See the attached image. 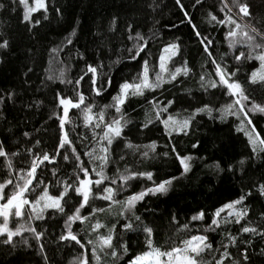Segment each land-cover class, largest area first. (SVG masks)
I'll return each mask as SVG.
<instances>
[{
	"label": "trees",
	"instance_id": "16d2710c",
	"mask_svg": "<svg viewBox=\"0 0 264 264\" xmlns=\"http://www.w3.org/2000/svg\"><path fill=\"white\" fill-rule=\"evenodd\" d=\"M193 2L194 0H181L185 10L192 17L193 23L198 26L203 35L212 39L213 44L210 50L213 55L219 62L221 56L227 53L225 61L230 67H236L237 64L232 59L233 52L247 51V48L237 45L235 49L230 50L228 40L225 38L227 28L214 26L207 21L208 11H213L222 18V14L218 13L219 0H204L203 6L196 8L192 7ZM247 2L250 4L252 13L250 23L264 31V0H247ZM0 3L5 4V8L0 9V34H3L11 43L10 49L0 55V91H14L17 95L15 103L9 101L6 105H0L7 115L6 122L0 121V139L5 140L12 150H16L15 146L24 140L22 133L27 131L31 134V143L27 144V147H32L35 140L39 139L41 144L36 146L34 151L40 149L51 151L59 135L58 121L55 117L49 119L52 112L56 111L53 103L54 95L56 92L72 95L73 86L60 83L59 77L62 70L66 79L74 80L82 74L85 62L94 66L99 65L98 83L110 78L111 86L105 85L102 95L95 96L88 89L86 77L82 88L88 98L87 102L95 105L93 111L99 112L105 105L113 104L112 97L118 93L121 83L125 80L133 81V78L141 71V63L147 53H150V65L158 71V58L164 45L179 37L181 55L175 58L176 66L187 60L188 66L192 69L190 75L180 76L177 81L165 84L154 92L146 90L143 96H129L122 106L126 119L131 121L124 129L126 137L133 144L141 146L153 140L156 141V153L150 152V159H142L140 151H143V148L132 152L124 149L122 142L114 141L109 154L112 162L106 168L107 175L112 176L118 168L123 171L127 166L130 169L152 171L154 180L157 182L170 176L180 177L173 182L166 194L148 195L135 208L136 214L153 228L154 243L162 250L170 248L174 242L179 245L182 239L191 234H201L202 227L210 222L211 213L216 208L236 199L242 190L248 191L255 182H264V158L247 159L251 154V146L244 132L237 131L240 121L235 116H227L222 120L217 111L213 112L212 118L201 114L193 121L187 135L173 134L171 137L165 135L163 126L159 122L149 125L147 129L139 127L146 120L145 113L150 108L147 102L154 98L161 104L174 100L170 113L178 119L187 116L192 109L204 101H210L215 108L230 102L227 96L221 95L219 89L211 90L212 94H209L200 87L199 76L202 73L212 72L213 67L210 63H206V54L193 35L192 27L188 24L176 0H47L48 19L44 20L41 12L34 13V18L41 20V24L33 27L31 31H29L30 26L26 27L22 20L23 7L18 4V0L15 4L13 0H0ZM56 8L61 10L60 15L56 13ZM235 11L233 9V12ZM113 17L117 18L115 31L109 32V22ZM241 23L245 21L242 20ZM128 24L133 25L130 32L132 40L128 38ZM73 28L76 29V34L71 37L72 43L68 44L65 38L69 36ZM136 32L141 33L148 41L147 53H141L136 60H130L126 49L132 48L137 43ZM237 39L240 38L237 37ZM257 40L264 43L259 41V38ZM52 49L57 51L53 52ZM78 53L83 54L85 60H81ZM258 64L256 60L241 62L238 65L240 67L238 78L245 83L251 100L264 104V87L248 85L245 82L246 74L258 67ZM201 65H204V68ZM167 67L170 70L174 69L172 62H168ZM29 68L32 69L31 72H28ZM150 75L154 74L150 73ZM49 76L53 79L49 80ZM34 100H40L43 103L39 108L26 107ZM115 115L114 109H107L106 119L110 120ZM250 115L257 132L264 137V114ZM70 117L72 123L66 124L65 131L68 132L78 153L82 154L92 147H96L98 151L99 146L95 141L81 139L83 136L91 138L92 128L84 127L80 111L70 110ZM244 127L245 130L249 128L247 125ZM96 132L99 133L101 130L96 129ZM193 144L197 147L193 148ZM173 145L182 155L193 157L191 170L184 176L180 175L179 163L171 153L166 158L161 155L163 152L170 151ZM20 152L21 159L14 158V164H20L25 156L23 147L20 148ZM122 154L125 155L124 161L119 160ZM81 158L86 163L89 159L87 156ZM240 159L246 161L245 171H241V166L238 164ZM57 160V167L70 175L73 170L72 162H65L59 156ZM214 161L221 162L224 167L232 164L236 168L235 175L226 171L217 173L212 167ZM52 167L53 165H48V169ZM6 174L7 170L0 163V179ZM41 178L44 176L41 175ZM51 179L49 173L45 182ZM146 186H151V182L133 180L126 191L118 194L117 199L122 200L132 192H139ZM252 190L255 192V188ZM29 198L34 197L29 196ZM93 203L97 207L106 208L104 213L98 214L102 223L110 227L116 222L119 206L114 205L109 212L106 207L107 202L93 201ZM245 204L251 210L248 217L240 224L222 225L217 232L208 233V236L214 246L222 242L228 243L226 236L229 232L237 236L238 241L251 240V245H248L251 264H264V256L259 255L260 249L264 248V240L259 236L240 233L243 225L264 229V219H261L260 215L264 212V199L253 195L245 201ZM201 209L208 214L205 221L189 223L190 231L178 230ZM45 216L46 219L43 221L33 218L30 222L27 216L13 217L10 227H15L17 223H23L27 227L28 223H31L33 227H37L38 231L43 230L45 235L41 242L47 253L49 264H70V261L81 251L79 246L74 242H57L56 237L62 231L63 220L59 216L51 218L50 212L45 213ZM173 216L176 218L175 221L172 219ZM73 228L81 238L95 240V235L91 237L87 235V225L81 226L77 222ZM99 232L106 234V229H100ZM22 235L28 239L31 247H25L20 236L14 237L16 242L14 252L0 243V264H43L41 257L37 254L39 249L32 234L24 232ZM3 239L4 237H0V241ZM121 239L129 244V255L121 261V264H127L131 255L144 248V234L142 232L121 233L118 226L113 243L117 244ZM238 246L244 245L238 244ZM230 251L233 256L237 255V248H230ZM103 264H113V262L111 258L105 257Z\"/></svg>",
	"mask_w": 264,
	"mask_h": 264
},
{
	"label": "snow or ice",
	"instance_id": "6c2138e0",
	"mask_svg": "<svg viewBox=\"0 0 264 264\" xmlns=\"http://www.w3.org/2000/svg\"><path fill=\"white\" fill-rule=\"evenodd\" d=\"M13 3L15 4L16 0H13ZM176 3L187 18L188 24L191 25L197 42L202 46L207 57L206 63H210L213 67L212 72L202 73L199 76L200 87L209 94H212L211 90L219 89L221 95L227 96L230 102L224 103L220 108H215L210 101H204L192 109L187 116L178 119L170 113V108L175 103L174 100H168L161 104L154 98L147 102L150 108L145 113L146 120L139 127L147 129L149 125L159 122L163 126L165 135L169 137L173 134L187 135L198 115L206 114L212 118L213 112L217 111L222 120L227 116H235L240 121L237 131L244 132L248 144L251 146V154L247 159L264 158V137L257 132L250 115L264 114V104L251 100L246 91L245 83H242L238 78L240 72L238 65L243 61L256 60L259 62L258 67L246 74L245 82L248 85L264 87V43L257 40L259 38V41H264V31L250 23L252 18L250 4L247 0H231L230 3L229 0H219L218 13L222 14V18L213 11L207 12L209 24L227 28L225 38L228 40L230 50L235 49L237 45L247 48V51L233 52L232 59L237 66L230 67L225 61L227 53L223 54L218 62L210 50L213 44L212 39L203 35L198 26L193 23L192 17L185 10L181 0H176ZM203 3L204 0H194L192 7L203 6ZM18 4L23 7L22 20L26 27L30 26L29 31L41 24V20L34 18V13L41 12L43 19H48L47 0H32L31 5L29 0H18ZM3 8H5V4L0 3V9ZM233 9L236 11L233 12ZM55 11L58 15L61 14L59 8H56ZM242 20L245 23L242 24ZM116 23L117 18L113 17L109 22V32L115 31ZM132 28V24L127 25L129 40L133 39L130 34ZM75 34L76 29L73 28L69 36L65 38L68 44L72 43L71 37ZM135 40L137 43L132 48L126 49L130 60H136L137 57L141 56V53H147L148 41L141 33L136 32ZM139 41H143V43H139ZM178 41L179 37L164 45L158 58V71L150 65V53H147L142 60L141 71L133 78V81L125 80L121 83L118 93L112 97L113 104L105 105L100 108L99 112L93 111L95 105L87 102L88 98L82 91L86 77L88 89L95 96L102 95L105 85L111 86L110 78L98 83L99 65L94 66L85 62V69L82 74L74 80L66 79L62 70L59 77L60 83L72 85V95L64 92H56L54 95L53 103L56 111L52 112L49 119L55 117L58 121L59 135L51 151L44 149L34 151V148L41 144L39 139L35 140L32 147H27V144L31 143V134L27 131L22 133L24 140L15 146L16 150H12V147L5 140L0 139V163L7 170L6 176L0 179V218H2L0 237H4L0 243L8 246L14 252L16 248L14 237L20 236L24 246L31 247L28 239L22 235L24 232L31 233L37 242L39 249L37 254L41 257L43 264H49L47 253L41 242L45 232L43 230L38 231L37 227H33L31 223H28L27 227L23 223H17L15 227H10L9 224L12 216L15 218L27 216L29 222L33 218L43 221L46 219L45 213L50 212L51 218L59 216L63 220L62 231L56 237L57 242H74L81 250L70 261V264H103L105 257L111 258L113 264H121V261L129 255V244L123 239L117 244L113 243L118 226L121 233L142 232L144 234V248L131 255L127 264H251L248 251L251 240L238 241L237 236L229 232L226 236L228 243L222 242L220 245L214 246L208 233L217 232L225 224H240L243 219L248 217L251 209L245 204V201L253 195H258L264 199V182H255L248 191L242 190L236 199L216 208L211 213L210 222L203 228V234H191L182 239L179 245L174 242L173 246L162 250L154 243L153 228L145 223L140 215L136 214L135 208L148 195L166 194L173 182L180 177L170 176L157 182L154 180L152 171L130 169L127 166L124 167L123 171L118 168L112 176L106 173L107 166L112 162L109 154L114 141L122 142L124 149L132 152L140 151L143 148L144 150L140 151L142 159H150V152L156 153V141L153 140L151 143L141 146L133 144L126 137L124 129L131 121L126 119V114L122 112V106L127 102L129 96H143L146 90L154 92L161 89L165 84L177 81L180 76L187 77L190 75L192 69L188 66L187 60L176 66L175 58L181 55V47ZM10 47V40L0 34V50H2L0 55H3V52L9 50ZM52 51L55 52L57 49H52ZM78 55L81 60H85L83 54L78 53ZM168 62L173 63L174 69L170 70L167 67ZM201 67L204 68V65ZM31 71L32 69L29 68L28 72ZM150 73L154 75H150ZM48 79L51 80L53 77L49 76ZM16 99L17 95L14 91H0V105H6L9 101L15 103ZM42 103L43 101L34 100L26 107L35 106L39 108ZM109 108L114 109L116 114L110 120L106 119V112ZM72 109L80 111L85 128H92L91 138L83 136L81 139L95 141L96 145L99 146L98 151L96 147H92L81 154L73 146V141L69 138L68 132L65 131L66 124L72 123L70 117V110ZM0 121H7V115L2 108H0ZM245 125L249 126L248 130H245ZM96 129H100L101 132H96ZM21 147L24 149L25 156L20 164H14V158L21 159ZM192 147L196 148L197 145L193 144ZM170 153L179 163L180 175H186L191 170L193 157L182 155L174 145L170 147V151L163 152L161 155L166 158ZM58 156L65 162H72L73 170L70 175L57 167ZM82 156L89 158L87 163L81 158ZM119 160L124 161L125 155H120ZM245 163V159L238 161L241 171H245ZM48 165H53V167L48 169ZM89 165L91 166L89 167ZM212 167L217 173L226 171L235 175L236 172V168L232 164L224 167L219 161H214ZM49 173L52 179L46 183L45 180ZM41 175L44 178H41ZM133 180H147L151 182V186H146L139 192H132L122 200L117 199L118 194L121 191H126L129 183ZM252 188H255V192ZM29 196L34 198L30 199ZM93 201L107 202L106 207L109 212L114 205L119 206L116 222L112 223L110 227L102 223L98 214L104 213L106 208L95 206ZM222 214L224 215L222 216ZM207 215L203 209L199 210L190 217L188 223L182 224L178 230L190 231L189 223L203 222ZM260 215L261 219H264V212ZM172 219L175 221V216ZM77 222L81 226L87 225V235L89 237L95 235V240L81 238L73 228ZM100 229H106V234H100ZM240 233L259 236L264 240V229L243 225L240 228ZM238 244L244 246L239 247ZM233 247L237 248L236 256H233L230 251V248ZM259 255L264 256V248L260 249Z\"/></svg>",
	"mask_w": 264,
	"mask_h": 264
},
{
	"label": "rangeland",
	"instance_id": "374dc122",
	"mask_svg": "<svg viewBox=\"0 0 264 264\" xmlns=\"http://www.w3.org/2000/svg\"><path fill=\"white\" fill-rule=\"evenodd\" d=\"M31 2H32V0H29V4H30V5H31ZM13 217H14V216L10 217V224H9V226L11 225V221H12ZM0 222H2V218H0ZM204 227H205V226H204ZM204 227H202L201 234H203V228H204Z\"/></svg>",
	"mask_w": 264,
	"mask_h": 264
}]
</instances>
